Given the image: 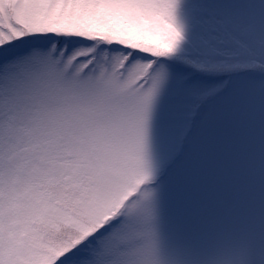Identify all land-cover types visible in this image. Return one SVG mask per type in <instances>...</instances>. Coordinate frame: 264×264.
<instances>
[{
	"label": "snow or ice",
	"instance_id": "snow-or-ice-1",
	"mask_svg": "<svg viewBox=\"0 0 264 264\" xmlns=\"http://www.w3.org/2000/svg\"><path fill=\"white\" fill-rule=\"evenodd\" d=\"M0 264H264V0H0Z\"/></svg>",
	"mask_w": 264,
	"mask_h": 264
}]
</instances>
